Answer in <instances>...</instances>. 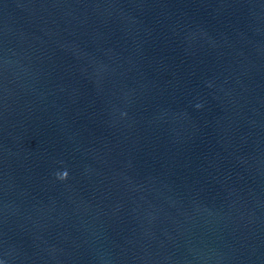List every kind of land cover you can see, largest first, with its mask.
Masks as SVG:
<instances>
[{"label": "water", "instance_id": "water-1", "mask_svg": "<svg viewBox=\"0 0 264 264\" xmlns=\"http://www.w3.org/2000/svg\"><path fill=\"white\" fill-rule=\"evenodd\" d=\"M0 264H264V0H0Z\"/></svg>", "mask_w": 264, "mask_h": 264}]
</instances>
